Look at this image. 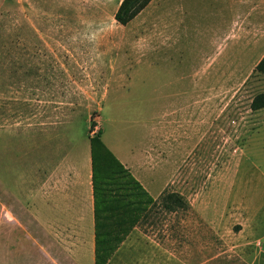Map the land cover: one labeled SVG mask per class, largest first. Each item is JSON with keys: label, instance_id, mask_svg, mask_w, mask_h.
I'll return each mask as SVG.
<instances>
[{"label": "rangeland", "instance_id": "rangeland-1", "mask_svg": "<svg viewBox=\"0 0 264 264\" xmlns=\"http://www.w3.org/2000/svg\"><path fill=\"white\" fill-rule=\"evenodd\" d=\"M120 1L0 0L1 102L21 114L32 97L36 114L47 100L73 129L94 120L157 199L107 264H264V110L250 107L264 80L200 69L207 1L152 0L126 26ZM186 92L188 144L175 119ZM171 192L187 207H164Z\"/></svg>", "mask_w": 264, "mask_h": 264}, {"label": "crops", "instance_id": "crops-1", "mask_svg": "<svg viewBox=\"0 0 264 264\" xmlns=\"http://www.w3.org/2000/svg\"><path fill=\"white\" fill-rule=\"evenodd\" d=\"M205 1L216 26L209 28L212 52L200 69L232 70L236 77L248 71L264 80L257 68L264 60V0ZM184 80L175 76L177 84ZM176 96V129L188 144L187 92ZM8 100L0 97V264H95L91 124L86 131L73 129L71 118L51 122L47 100L36 114L32 97L21 114Z\"/></svg>", "mask_w": 264, "mask_h": 264}, {"label": "trees", "instance_id": "trees-1", "mask_svg": "<svg viewBox=\"0 0 264 264\" xmlns=\"http://www.w3.org/2000/svg\"><path fill=\"white\" fill-rule=\"evenodd\" d=\"M152 0H121L114 19L128 24ZM264 60L257 68L264 72ZM252 110L264 107V92L251 100ZM97 123L92 120L90 129ZM92 185L94 201L95 264H107L131 231L147 216L156 204L141 182L132 174L101 140V130L90 138ZM185 204V205H184ZM164 207H187L184 199L175 192L164 199Z\"/></svg>", "mask_w": 264, "mask_h": 264}]
</instances>
